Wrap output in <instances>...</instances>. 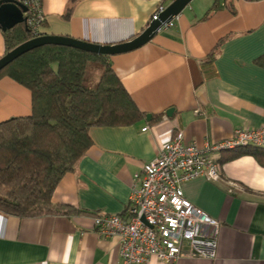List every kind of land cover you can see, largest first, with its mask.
Listing matches in <instances>:
<instances>
[{
  "label": "crops",
  "instance_id": "1",
  "mask_svg": "<svg viewBox=\"0 0 264 264\" xmlns=\"http://www.w3.org/2000/svg\"><path fill=\"white\" fill-rule=\"evenodd\" d=\"M173 2L81 0L66 20L69 0H41V35L119 45L142 34L160 5ZM215 4L193 0L174 27L136 50L109 56L151 119L90 130L91 148L53 194L55 204L89 214L19 218L0 211V264H126L118 241L97 235L94 218L128 214L135 175L165 144L179 132L185 143L202 146L228 140L238 129L264 127V69L255 63L264 55V0H224L212 10ZM5 53L0 28V59ZM31 113V93L0 80V123ZM244 151L213 155L218 181L201 177L183 184L186 198L221 226L214 259L184 256L173 264H264V168Z\"/></svg>",
  "mask_w": 264,
  "mask_h": 264
},
{
  "label": "trees",
  "instance_id": "2",
  "mask_svg": "<svg viewBox=\"0 0 264 264\" xmlns=\"http://www.w3.org/2000/svg\"><path fill=\"white\" fill-rule=\"evenodd\" d=\"M79 1L69 0L64 19L71 17ZM222 1L216 0L212 10L220 8ZM3 34L5 55L35 38L26 24ZM222 43L208 62L215 60ZM255 63L264 69V55ZM3 79L31 93L32 113L0 123V211L19 218L89 214L55 204V189L91 148L92 128L128 127L147 115L138 109L107 56L44 46L2 69ZM244 150L242 154L252 156L264 168V149Z\"/></svg>",
  "mask_w": 264,
  "mask_h": 264
},
{
  "label": "built area",
  "instance_id": "3",
  "mask_svg": "<svg viewBox=\"0 0 264 264\" xmlns=\"http://www.w3.org/2000/svg\"><path fill=\"white\" fill-rule=\"evenodd\" d=\"M20 2L28 9V30L35 38L41 36L45 22L41 0ZM165 10L160 5L151 23L159 20ZM178 18L163 24L159 32L174 27ZM247 147L264 149V127L238 129L228 140L202 146L185 143L184 134L177 133L135 175L128 214L94 218L97 235L117 240L119 254L126 264H145L151 259L173 264L184 256L214 259L218 245L216 229L221 223L186 198L183 184L201 177L218 181V162L213 155Z\"/></svg>",
  "mask_w": 264,
  "mask_h": 264
},
{
  "label": "water",
  "instance_id": "4",
  "mask_svg": "<svg viewBox=\"0 0 264 264\" xmlns=\"http://www.w3.org/2000/svg\"><path fill=\"white\" fill-rule=\"evenodd\" d=\"M193 0H174L164 13L160 15L159 20L153 21L145 31L132 41L119 45H96L77 39L62 36L41 35L24 44L18 46L0 59V71L22 55L44 46H63L85 51L91 54L102 56H113L136 50L149 43L159 33L160 27L176 19ZM27 7L20 1L0 0V28L3 32L14 29L15 27L26 24L25 13ZM171 111H168L170 114ZM151 119V115L147 116Z\"/></svg>",
  "mask_w": 264,
  "mask_h": 264
}]
</instances>
